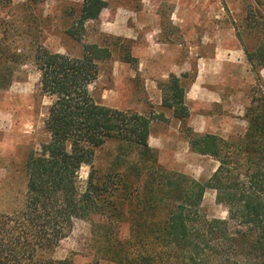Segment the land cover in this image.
Wrapping results in <instances>:
<instances>
[{
  "label": "trees",
  "instance_id": "16d2710c",
  "mask_svg": "<svg viewBox=\"0 0 264 264\" xmlns=\"http://www.w3.org/2000/svg\"><path fill=\"white\" fill-rule=\"evenodd\" d=\"M45 1L28 0V5ZM106 6L105 0H84L66 34L81 41L85 22L97 19ZM245 24L247 35L258 40L249 49L246 31L238 32L258 79L245 135L227 140L187 133L193 152L219 162L205 183L160 163L149 138L152 122L165 120L164 115L105 106L92 96L100 62L114 57L136 62L128 43L115 37L107 44L86 43L82 56L38 45L32 62L40 73V92L51 100L50 139L41 155L32 152L26 161L23 206L0 213V264H72L57 259L56 250L75 221L91 218L110 235L100 245L101 259L116 264H264V0H251ZM12 39L0 34V91L15 82L27 62ZM181 78L172 74L162 84V105L185 121L190 111ZM109 142L118 144L117 153L103 170L95 164L96 147ZM83 166L90 168L86 180L80 175ZM208 188L227 208V218L203 213ZM125 224L129 235L123 237Z\"/></svg>",
  "mask_w": 264,
  "mask_h": 264
},
{
  "label": "rangeland",
  "instance_id": "374dc122",
  "mask_svg": "<svg viewBox=\"0 0 264 264\" xmlns=\"http://www.w3.org/2000/svg\"><path fill=\"white\" fill-rule=\"evenodd\" d=\"M97 19L84 24L77 41L66 30L79 18L84 0H46L38 6L28 0H0V34L12 36L27 62L17 70L15 82L0 91V213L20 209L26 194L25 165L33 152L41 155L49 142V97L40 92V73L32 62L38 45L55 52L82 56L86 43L107 44L112 37L128 43L136 62L114 57L99 64L90 85L94 99L105 106L160 117L151 124L150 146L160 163L171 171L208 182L219 166L211 157L193 152L188 132L242 138L248 128L246 110L252 104L257 75L247 60L258 40L247 35L245 17L251 0H105ZM26 4L27 6H20ZM186 83L185 121L162 105V84L170 75ZM186 77L183 78V76ZM264 88V68L260 71ZM163 117V118H164ZM116 142L96 147L97 167L106 169L117 153ZM90 168L80 175L86 180ZM216 191L208 188L202 211L209 218L228 217ZM98 218L77 220L60 243L55 257L72 264H116L101 259L100 245L110 239L98 229ZM129 235L123 225L120 236Z\"/></svg>",
  "mask_w": 264,
  "mask_h": 264
}]
</instances>
